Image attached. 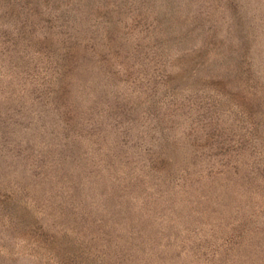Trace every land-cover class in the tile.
Wrapping results in <instances>:
<instances>
[{
    "label": "rangeland",
    "instance_id": "obj_1",
    "mask_svg": "<svg viewBox=\"0 0 264 264\" xmlns=\"http://www.w3.org/2000/svg\"><path fill=\"white\" fill-rule=\"evenodd\" d=\"M0 264H264V0H0Z\"/></svg>",
    "mask_w": 264,
    "mask_h": 264
}]
</instances>
